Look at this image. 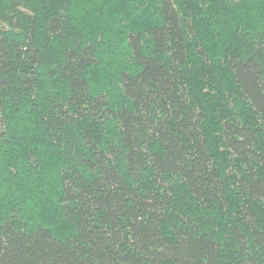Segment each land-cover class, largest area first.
<instances>
[{"label": "trees", "instance_id": "16d2710c", "mask_svg": "<svg viewBox=\"0 0 264 264\" xmlns=\"http://www.w3.org/2000/svg\"><path fill=\"white\" fill-rule=\"evenodd\" d=\"M0 264H264V0H0Z\"/></svg>", "mask_w": 264, "mask_h": 264}]
</instances>
